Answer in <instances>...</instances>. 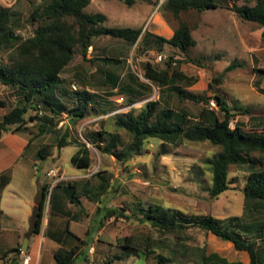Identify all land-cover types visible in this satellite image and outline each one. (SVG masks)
Returning a JSON list of instances; mask_svg holds the SVG:
<instances>
[{"label":"trees","instance_id":"obj_1","mask_svg":"<svg viewBox=\"0 0 264 264\" xmlns=\"http://www.w3.org/2000/svg\"><path fill=\"white\" fill-rule=\"evenodd\" d=\"M29 1L34 2L35 6L26 22L35 27L27 37L19 33L26 26L21 13L12 6L0 3V51H9L8 61L0 62V81L16 87L22 97L20 104H16L0 121V139L8 132H27L30 130V122L38 124V134L43 135L55 132L64 116L70 121L74 120L73 126L69 127L72 129L90 112L97 115L110 112L111 108H106V102H101L102 98L94 88L95 85L108 86L112 92L118 90L128 94V102L132 105L137 98L144 96L146 91L151 89L152 83L159 88L158 100L148 101L141 108L132 107L126 112L116 113L113 118V131L108 127L90 131L85 134L86 139L103 153L116 156L122 163H128L135 155L140 154L145 143L151 138L158 139L164 151L167 146L179 145L185 141H208L219 146L218 152L204 160L211 172V186L208 188L211 200L232 188L231 166H237L247 173L242 188L243 212L226 218L209 214L187 216L174 208L156 203L150 204L148 208L139 207L140 212L129 214L124 207L109 206L114 185L110 183L105 172L96 173L100 181L91 186L88 183H58L56 186H63L65 195L52 193V212L58 214L59 210L61 214L66 215L70 213L67 206L69 203L81 205V197L87 195L97 202L96 215L103 214L100 221L102 224L113 216L125 217L130 221L148 225L162 235L170 234L175 238L168 240L148 235L142 242L132 235L123 236L119 239V246L123 251L102 264H113L132 255L140 258L153 255L156 264H244L243 261H230L218 252H208L207 246L190 245L188 230L191 227H199L222 240L232 241L238 250L249 253L250 264H264V111L251 109L239 100L230 105L228 100L218 93L212 97L188 91L179 83L185 75L178 68L172 70L169 66L159 67L147 62L143 77L150 83L141 80L131 70L128 72V77L135 80L137 87L130 79L122 81L117 72L106 69L108 66L120 65L125 62L126 57L104 54L88 58L97 37L116 38L124 41L130 48L136 45L144 51L156 47L162 52L164 45L168 44L181 53L188 54L190 49L196 46V39L191 24L182 17L184 12L229 8L241 19L256 22L264 27V0H256L253 5H230L231 0H166L165 9L171 11L179 21L174 35L169 39L147 29L144 31L143 28L107 26L106 14L87 12L93 0ZM121 1L128 6L137 2ZM79 47L84 59L92 63L101 62L102 65L96 69L97 76L99 75L95 79L96 83L81 79L82 88L70 89L67 80L62 77V72L73 61ZM218 56L215 58H219ZM173 57H169L168 63H171ZM193 62L201 64L198 59H193ZM242 65L237 60L233 61L220 76L214 78V83L221 84L227 72ZM255 70L264 77V68ZM214 83L210 84L211 89L215 88ZM261 91L264 92L263 89ZM174 94L180 103L191 100L209 104L215 99L218 109L205 108L198 116L192 117L183 107L172 104L171 97ZM42 107L48 114H43L42 109L40 110ZM30 110L38 111L39 115L27 117ZM236 115L249 116L248 130H245L239 121L232 126L233 117ZM121 131L128 134V141L121 137ZM72 143H77L78 148L71 156V163L79 168H88L91 164V149L87 142L81 138L71 140L69 132L66 131L59 137L56 145L62 149ZM30 144L31 139L27 149ZM54 146L41 145L36 152V158L48 159L53 155ZM49 187L48 182L42 184L33 232L38 233L41 230ZM67 232L79 243L72 247L61 245L57 249L55 259L59 264H75L92 238L91 228L87 230L86 239H81L68 228ZM57 240L61 242L60 238ZM10 254L14 264L21 254V249H12L8 256ZM83 261V264H88L87 254L84 255Z\"/></svg>","mask_w":264,"mask_h":264},{"label":"rangeland","instance_id":"obj_2","mask_svg":"<svg viewBox=\"0 0 264 264\" xmlns=\"http://www.w3.org/2000/svg\"><path fill=\"white\" fill-rule=\"evenodd\" d=\"M165 1L137 0L133 6H128L121 0H93L87 8V12L106 14L108 16L106 25L109 27L143 28L144 31L146 29L156 30L154 25L146 26V23L150 16L157 12L176 27L179 21L171 11L165 9ZM245 1L251 5L256 2V0ZM0 3L12 6L21 13L26 26L19 33L24 37L31 35L35 26L28 24L26 20L35 3L29 0H0ZM182 17L189 21L193 29V36L198 41V45L191 48L188 54H183L168 44L164 45L162 52H159L156 47L153 49L150 47L144 51L136 45L130 48L124 41L116 38L97 37L94 39V47L90 49L88 58L104 54H117L122 58L126 57L124 58L125 62L120 65L106 67V69L117 72L123 81L130 79L128 72L131 70L141 80L150 83L143 77L147 62L159 67L169 66L172 70L178 68L185 75L179 83L186 90L212 97L218 93L224 96L230 105H234V101L239 100L241 104L251 109L264 111V92L261 91L264 90V77L255 70V68H264V27L253 21L242 20L238 16H236L235 21L232 12L222 8L206 10L202 13L190 10L184 12ZM158 35L162 34L158 33ZM161 54L166 55L167 59L159 61L158 56ZM217 55L219 58H215ZM170 56L174 57L171 63H168ZM207 56H212V58H205ZM8 58L9 51H0V62H7ZM193 59L201 60V64L193 62ZM235 60L243 65L227 72L221 84L214 83V78L220 76ZM100 65H102L101 62L92 63L84 59L79 47L73 61L62 72V77L67 80L70 89H80L83 87L82 80H91L96 83L95 79L99 76H97L96 69ZM130 81L138 87L134 79H130ZM211 83H214V89H211ZM151 85V89L146 91L144 96L137 98L132 105L128 102V94L118 90L112 92L108 86L98 87L95 85L94 88L102 98L101 102H106L105 106L111 108L110 112L99 113V115L90 112L72 129L69 127H72L73 123L64 116V120L58 123L55 132L43 135L38 134V124L30 122V130L27 132H8L0 144L4 147L18 145L22 140V135L26 134L31 138V144L25 153L24 164L27 162L32 165L34 168L33 175H27L20 169L21 166L19 165L15 172H11L13 174L11 183H50L44 217L46 223L48 216H50V219L56 223L55 229L63 228L66 230V225L72 220L70 217L76 213L80 214L78 215L79 219L72 221L71 230L75 233L78 231L83 233L88 226L92 229V234L97 237L93 245L86 248L85 252H90V255H87L88 264H102L123 251L119 246V239L126 235L137 237L142 242L148 235L168 240L175 238L170 234L162 235L148 225L130 221L125 217L113 216L102 224L100 221L103 214L96 215L97 202L91 200L87 195L81 197H84V204H69L70 213L65 212L66 215H61L58 210V214H56L51 210V195L54 192H59L62 196L65 195L64 187H57V183H88L91 186L100 181L96 173L105 172L110 183L114 185L109 206L124 207L129 214L139 211V207L148 208L153 203L174 208L187 216L209 214L226 218L240 215L243 212L244 194L242 188L247 173L237 166L230 168L232 188L214 200L209 199L208 188L211 186V172L206 167L204 160L218 152L219 146L208 141H185L179 145L167 146V150L164 151L161 142L151 138L145 143L140 154L135 155L128 163H122L116 156L103 153L101 149L86 139L85 134L90 131H99L107 127L113 131V118L116 113L126 112L132 107L141 108L148 101L158 100L160 97L159 88L152 83ZM1 98L5 100L7 105L2 106L0 104V121L4 119L3 112L5 110L10 111L16 104H20L22 97L16 87L7 86L0 93ZM107 102L110 104L108 105ZM171 102L174 106H181L186 109L192 117L198 116L205 108L214 107L218 109L215 99H212L209 104L196 103L191 100L180 103L177 95L174 94L171 97ZM41 109L44 115L48 114L44 107ZM36 114L39 115L38 111L30 110L27 117ZM237 121L244 125L245 130L249 129L248 115L234 116L232 126ZM66 131L69 132L71 140L81 138L90 146L91 164L88 168H79L71 163V156L78 148L77 143L69 144L62 149L57 147L59 137ZM120 135L125 141L129 140L128 134L124 131H121ZM43 144L55 145L53 155L48 159H37L36 152ZM63 206L65 208V205ZM59 207L60 205H58ZM64 218L65 223L63 224ZM188 235L190 245L207 246L208 252H218L230 261H243L244 264H250L249 253L238 250L232 241L222 240L199 227H191L188 230ZM69 239L72 240V243L74 242L73 244L78 243L73 236H69ZM91 240L92 238L88 242ZM43 254V264H54V258L47 246L44 247ZM85 254H81L75 264H83ZM9 264L11 263L9 262ZM113 264H156V258L153 255L143 258L132 255L128 259L117 260Z\"/></svg>","mask_w":264,"mask_h":264},{"label":"crops","instance_id":"obj_3","mask_svg":"<svg viewBox=\"0 0 264 264\" xmlns=\"http://www.w3.org/2000/svg\"><path fill=\"white\" fill-rule=\"evenodd\" d=\"M241 2L242 4H240ZM234 3L243 5L247 2H244V0H231L230 4L233 5ZM222 9L232 12L234 16L233 18L236 21V16L238 15L235 11L229 8ZM205 11L199 12L202 13ZM148 25H154L156 28L154 31H149L155 34L160 33L162 34L160 36L165 38L169 39L174 35L175 27L157 12L153 16H150V18L147 20L146 26ZM194 38L196 39V37ZM197 45L198 41L196 39V46ZM7 86L8 85H5L0 81V93H2L3 90L7 88ZM0 104L2 106L7 105L5 100L2 98L0 99ZM7 112L8 111L6 110L3 112L4 116ZM22 136V140L18 143V145H8L6 147L0 146V264H9V262L13 264L11 260V254L8 256L9 251L16 248L22 249L26 239H28L26 251L32 256L31 264H43V250L45 246H47V249H49V252H51V255L54 258V264H59L55 259V252L57 249L61 245H65L66 247H72L75 245L73 244L74 242L72 243V240L69 239L70 235L67 232V228L81 239H85L89 227L87 226L83 233H80L79 231L78 233H75L71 230L72 221L74 219H79L78 215L80 214L76 213L70 217L72 220L68 222V225L65 224L66 230L63 228L55 229L56 223H54L53 220L50 219V216H48L46 223L44 217L40 232H33L35 212L38 206V197L40 195L43 183H11L13 179V174L11 172H15L17 166L19 165L21 166L20 169L27 175H33L34 168L32 165L27 162L24 164L25 153L27 152V146L29 145L31 138L27 134ZM4 137L0 139V144ZM14 143L17 144L15 141ZM19 162L23 163L19 164ZM81 200L82 204H84V197L81 198ZM69 204L67 205L68 208H70ZM61 215L59 214V216ZM62 223H65V218L62 220ZM99 232H101L100 229ZM54 237L60 238L61 242H59L57 238ZM94 240H97V237L92 234V240L89 242L88 247L93 245ZM77 242L79 243V241ZM86 248L87 246L83 248L84 252L86 251ZM85 253L88 256L90 255L89 251ZM22 257L23 255L21 253L18 257V260L14 264L20 263Z\"/></svg>","mask_w":264,"mask_h":264},{"label":"built area","instance_id":"obj_4","mask_svg":"<svg viewBox=\"0 0 264 264\" xmlns=\"http://www.w3.org/2000/svg\"><path fill=\"white\" fill-rule=\"evenodd\" d=\"M158 59H159V61H161L163 59H167V56L161 54L158 56ZM212 103H213V105H215L214 102H212ZM54 184H56V183H54ZM21 253H22L23 257L21 258V261L18 264H31V262H32L31 254L28 253L26 250H23V249H21Z\"/></svg>","mask_w":264,"mask_h":264},{"label":"water","instance_id":"obj_5","mask_svg":"<svg viewBox=\"0 0 264 264\" xmlns=\"http://www.w3.org/2000/svg\"><path fill=\"white\" fill-rule=\"evenodd\" d=\"M73 122H74V120L71 121V123H73ZM27 246H28V239L25 240V243H24L22 249H23V250H27Z\"/></svg>","mask_w":264,"mask_h":264}]
</instances>
